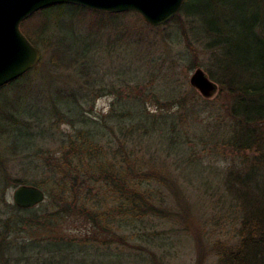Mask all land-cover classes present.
<instances>
[{
  "label": "trees",
  "instance_id": "16d2710c",
  "mask_svg": "<svg viewBox=\"0 0 264 264\" xmlns=\"http://www.w3.org/2000/svg\"><path fill=\"white\" fill-rule=\"evenodd\" d=\"M195 1L191 11L192 0H185L180 13L160 27L173 26L172 41L185 42L196 57V46L202 47L206 58L198 65L219 84L221 105L185 89L171 74L173 66L157 59L146 62L141 55L135 74H117L120 86L140 94L120 96L107 115L93 117L87 105L106 95V75L90 63L91 49L75 51L46 26L65 16L72 23L93 15L90 28L101 30L137 13L63 4L23 22L22 31L35 46L42 42L51 49L52 67L72 70L77 79L74 87L50 81L44 86L37 67L0 88V264H90L86 248L91 246L112 261L124 255L126 264H163L165 254L150 250L166 244L163 229L156 226L183 217L167 197L179 201V184L194 182L214 217L236 215L240 221L233 245L215 244L218 264H264V0ZM36 19V25L25 26ZM149 98L157 107L149 105ZM43 102L44 117L31 115ZM63 126L72 130L65 132ZM23 136L28 142L20 150L16 139ZM219 147L239 157L214 186L197 154L210 150L213 155ZM169 161L175 171L166 168ZM15 171L21 178L12 179ZM13 185L38 187L47 199L21 209L6 199ZM79 224L84 235H57ZM117 244L124 249L116 250Z\"/></svg>",
  "mask_w": 264,
  "mask_h": 264
},
{
  "label": "rangeland",
  "instance_id": "374dc122",
  "mask_svg": "<svg viewBox=\"0 0 264 264\" xmlns=\"http://www.w3.org/2000/svg\"><path fill=\"white\" fill-rule=\"evenodd\" d=\"M192 4L189 9L192 11L194 4H197L195 0H192ZM194 11V10H193ZM224 14V11H223ZM225 14L226 10H225ZM68 15V14H66ZM207 15V14H206ZM70 18V17H69ZM93 15H85L80 20L74 19L72 23L67 16L55 23H48L46 26L49 33H54L57 39L64 41L65 45H69L74 48L75 51H84L85 46L91 49L89 52V61L92 65L97 66V71L101 75H106L105 80L108 82L109 87L106 89L107 93L105 96L98 97L95 104L92 106L91 103L87 105L89 112L93 117H102L107 115L112 107V103L117 98L126 97L128 94L139 93L137 89L133 87L120 86L118 75L123 76L124 74L133 75L138 71L140 61L138 56H145L146 62L152 59H157L159 62H165L166 67L173 66L171 74L184 84V88H194L191 83V77L196 70H203L209 77L208 72L202 66L198 65L204 62L206 53L202 50V47L196 46L198 51L196 52L197 57L192 50L187 51L185 42L176 43L172 41V27L158 28L151 27L144 22L139 14H130L121 18L114 19V23L107 29H91L89 23L94 19ZM104 20H109L108 17H103ZM187 18H181L183 23H186ZM38 20H31L26 23L25 26L31 27L36 25ZM24 26V27H25ZM45 26H42L43 31L46 30ZM21 30H24L22 27ZM24 33V32H23ZM92 40H86L85 37ZM87 41V43H83ZM38 47L42 52L41 61L35 67L39 72L43 73L45 77L41 83L45 86L49 81L59 86L68 85L74 87L77 78L74 73L65 70H57L50 64L51 61V49L47 45L39 42ZM197 59L196 66L193 69L191 65ZM193 58V62L191 60ZM34 69V68H33ZM31 71V70H30ZM32 74V73H31ZM71 75V76H70ZM39 84V78L33 76ZM210 78V77H209ZM74 79V80H73ZM211 79V78H210ZM212 80V79H211ZM213 81V80H212ZM216 83L215 81H213ZM66 83V84H65ZM215 93L205 98L203 95L194 88L197 97L206 99L210 104L216 101L217 105L224 103V95L221 93L219 84H217ZM111 90V91H109ZM25 92V90H23ZM140 94V93H139ZM3 101V98L0 100ZM149 105L152 108L157 107L152 99H148ZM45 103H37L36 108L31 111V115H37L38 118L44 117ZM27 115V114H26ZM25 115V116H26ZM201 118L208 121V116L203 113ZM199 123L200 120H199ZM185 129L189 128V123H186ZM38 129L32 128V132H37ZM61 130L70 132L72 129L68 126L61 127ZM25 133V132H24ZM24 135V134H23ZM28 138L19 137L16 139L17 146L19 149H23L27 144ZM4 141H0V146L3 145ZM48 147H54L53 144ZM201 145L199 146V148ZM30 151L33 148L29 149ZM214 153V152H213ZM238 157L230 149L224 150L219 147V151L211 155L210 150L205 152L200 151L197 154V158L201 161V169L205 170L206 177L212 181L214 186L221 182L224 178V173L228 171V167L232 165V161L238 160ZM8 165H10L8 163ZM160 165V163H159ZM11 166V165H10ZM168 171H175V167L171 164V161L166 165ZM183 168H185L183 166ZM179 170L178 172H180ZM213 173V174H211ZM178 176V175H177ZM21 178V175H17V172L12 174V179ZM196 181V180H194ZM182 182V180L180 181ZM11 184L13 182L11 181ZM188 184H185L187 187ZM179 184V201L175 195L169 194L171 198L167 197V202L171 204L178 213L182 214L183 217L174 219L170 222L158 223L156 227H161L165 233L166 244L164 248L160 249L152 247L150 250L157 252L160 255L165 254L163 264H218L216 243L222 242L226 245H233L236 242L235 234L239 228L240 221L236 215L231 217L218 215L213 216L212 205L208 199H203L201 193L198 190L197 182H194L190 187H185ZM18 187V186H17ZM17 187L11 186L6 192V199L9 203H13V193ZM198 190V191H197ZM217 218H223L222 221H217ZM237 220V221H236ZM81 225H70L65 226L64 230H58L57 235L62 237L68 236V238H77L84 235L85 231L81 229ZM114 245L116 250H123L124 248L117 244ZM76 245V249H77ZM86 258L90 264H126V257L124 255L119 256L117 260H110L105 257H101L95 254L92 246L86 248ZM77 264V262L73 263Z\"/></svg>",
  "mask_w": 264,
  "mask_h": 264
},
{
  "label": "water",
  "instance_id": "95a60500",
  "mask_svg": "<svg viewBox=\"0 0 264 264\" xmlns=\"http://www.w3.org/2000/svg\"><path fill=\"white\" fill-rule=\"evenodd\" d=\"M185 0H0V88L23 77L41 61L42 52L21 30V25L37 12L57 5H76L109 14L135 12L151 27L163 26L175 18ZM205 98L217 85L198 69L190 80ZM46 193L32 185H20L13 203L21 209H33L46 201Z\"/></svg>",
  "mask_w": 264,
  "mask_h": 264
}]
</instances>
